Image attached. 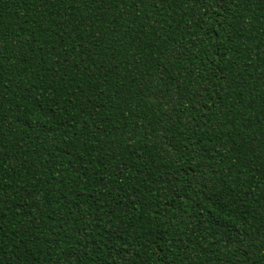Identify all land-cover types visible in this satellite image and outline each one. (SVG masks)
<instances>
[{
  "label": "trees",
  "instance_id": "trees-1",
  "mask_svg": "<svg viewBox=\"0 0 264 264\" xmlns=\"http://www.w3.org/2000/svg\"><path fill=\"white\" fill-rule=\"evenodd\" d=\"M0 264H264V0H0Z\"/></svg>",
  "mask_w": 264,
  "mask_h": 264
}]
</instances>
